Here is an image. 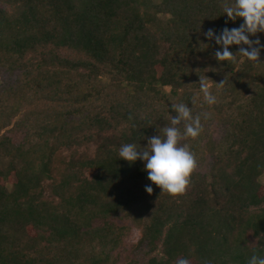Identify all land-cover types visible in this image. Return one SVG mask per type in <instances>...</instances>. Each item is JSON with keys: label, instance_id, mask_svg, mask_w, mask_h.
<instances>
[{"label": "trees", "instance_id": "1", "mask_svg": "<svg viewBox=\"0 0 264 264\" xmlns=\"http://www.w3.org/2000/svg\"><path fill=\"white\" fill-rule=\"evenodd\" d=\"M257 33L264 0H0V264H264Z\"/></svg>", "mask_w": 264, "mask_h": 264}, {"label": "rangeland", "instance_id": "2", "mask_svg": "<svg viewBox=\"0 0 264 264\" xmlns=\"http://www.w3.org/2000/svg\"><path fill=\"white\" fill-rule=\"evenodd\" d=\"M254 40H255V42L257 44L264 45V34L257 33L256 37L254 38ZM96 149H97V145L96 144H88V145H85V146H80V147L73 148L70 151H64L62 153V155L59 157L60 161L57 162V167L58 168L62 167L61 160H63V159L68 161V160H70L72 158L73 159H77V160L91 158V157L94 156V154L96 152ZM87 174L89 176L92 175L91 172H89ZM260 182L264 183V176L260 179Z\"/></svg>", "mask_w": 264, "mask_h": 264}]
</instances>
